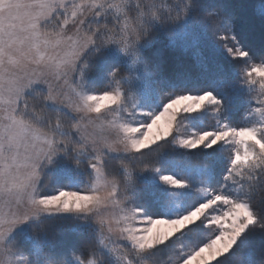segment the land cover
Segmentation results:
<instances>
[{
	"label": "snow or ice",
	"instance_id": "obj_1",
	"mask_svg": "<svg viewBox=\"0 0 264 264\" xmlns=\"http://www.w3.org/2000/svg\"><path fill=\"white\" fill-rule=\"evenodd\" d=\"M259 13L0 0V264H264Z\"/></svg>",
	"mask_w": 264,
	"mask_h": 264
},
{
	"label": "trees",
	"instance_id": "obj_2",
	"mask_svg": "<svg viewBox=\"0 0 264 264\" xmlns=\"http://www.w3.org/2000/svg\"><path fill=\"white\" fill-rule=\"evenodd\" d=\"M231 5L240 13L243 30L250 43L258 45L262 29L259 22L252 16V12L254 11L256 16H259L260 0H231ZM154 51L155 47L149 49L146 54L151 57Z\"/></svg>",
	"mask_w": 264,
	"mask_h": 264
},
{
	"label": "rangeland",
	"instance_id": "obj_3",
	"mask_svg": "<svg viewBox=\"0 0 264 264\" xmlns=\"http://www.w3.org/2000/svg\"><path fill=\"white\" fill-rule=\"evenodd\" d=\"M197 123H199V121H196ZM211 121H209V123H210Z\"/></svg>",
	"mask_w": 264,
	"mask_h": 264
}]
</instances>
